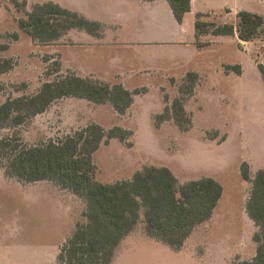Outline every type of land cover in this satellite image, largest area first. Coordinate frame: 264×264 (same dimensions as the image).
<instances>
[{"label":"rangeland","instance_id":"rangeland-1","mask_svg":"<svg viewBox=\"0 0 264 264\" xmlns=\"http://www.w3.org/2000/svg\"><path fill=\"white\" fill-rule=\"evenodd\" d=\"M0 0V59L10 68L0 72V104L10 97L32 95L43 83L70 72L121 82L133 91L125 112L110 101L96 103L65 96L44 112L29 117L0 137L14 133L28 146L62 140L90 123L129 131L102 141L93 153L94 177L102 182L131 179L146 165L167 166L179 184L215 177L223 194L212 216L197 225L180 248L150 235L141 211L136 227L116 247L111 264H239L254 260L258 226L247 212L252 179L264 169V26L250 41L233 35L202 37L193 32L179 40L152 21L153 14L129 18V9L116 0ZM59 2L101 23L100 35L73 28L59 39L43 43L20 25L37 3ZM161 2V3H159ZM154 3L163 11L167 0ZM235 8L227 4H236ZM264 15V0H193L187 30L198 12L216 23H235L241 6ZM146 7V6H145ZM118 14L123 21H112ZM165 17V15H164ZM176 25L165 21L167 30ZM191 33V34H190ZM190 35V36H189ZM191 37V38H190ZM62 64L56 72V61ZM196 73L195 78L191 74ZM194 77V76H193ZM193 84L190 93L188 87ZM181 97L191 124L180 127L166 108ZM166 114V115H165ZM161 119V120H160ZM249 165L251 179L242 174ZM85 200L54 180L25 181L7 173L0 159V264H59L62 245L77 224L86 221ZM47 245V254L39 251ZM51 258V257H50Z\"/></svg>","mask_w":264,"mask_h":264},{"label":"trees","instance_id":"trees-1","mask_svg":"<svg viewBox=\"0 0 264 264\" xmlns=\"http://www.w3.org/2000/svg\"><path fill=\"white\" fill-rule=\"evenodd\" d=\"M167 1L175 18L182 23L192 10V0ZM202 16L203 13L198 12L194 23L199 46L206 44L202 37L209 34H238L241 40L250 41L264 26V15L247 9L237 12L235 23H216ZM19 25L33 39L43 43L53 42L73 28L101 34L99 21L55 1L37 3L27 17L20 18ZM61 66L57 60V73ZM9 68V62L0 59V72ZM260 69L264 74L262 65ZM196 76V73L191 74V78ZM193 84L188 87L190 93ZM133 94L121 82L111 85L73 72L61 74L44 82L32 95L10 97L2 102L0 131L21 125L65 96L96 103L110 101L117 111L125 112L134 100ZM166 110L167 115H159V118L172 116L182 128L191 124L181 97ZM128 133L120 126L107 130L98 123H90L62 140L52 139L37 145L23 144L14 133L0 137V159L8 174L25 181L54 180L86 202V221L78 223L62 245L57 257L59 264H111L116 247L136 227L141 211L150 235L180 248L193 229L208 220L217 207L223 186L209 175L179 184L169 167L146 165L131 179L108 183L96 180L93 153L103 140L106 142L113 137L125 140ZM242 174L245 179H251L247 162L242 165ZM247 212L259 227L254 234L257 252L254 260H243L239 264H264V169H259L252 179Z\"/></svg>","mask_w":264,"mask_h":264},{"label":"crops","instance_id":"crops-1","mask_svg":"<svg viewBox=\"0 0 264 264\" xmlns=\"http://www.w3.org/2000/svg\"><path fill=\"white\" fill-rule=\"evenodd\" d=\"M116 1L119 2L120 4H122L123 6H126L129 9L128 15H129L130 19L140 18L143 15L144 11L150 12V14H153L152 21L154 22V25L158 28V30H160L161 32L167 31L168 35L171 36V37H157V38L150 39V40L162 41V42L167 41V40L168 41L169 40H179V39L182 40L183 38H185V34L188 31L189 32L194 31V37L193 38L190 37V38H191V42H194V41L196 42V31H195V24H194L196 17L194 18L193 25H192V22H190V25H189L190 30H187V15L194 11L193 6H192V10L185 15L184 21L182 23H180L175 18L168 1H167L168 4H165L166 7L163 11H160L154 7L155 2L158 3L159 1H162V0H116ZM159 3H161V2H159ZM192 5H193V0H192ZM236 5H238V3L227 4L226 6L233 9V8H235ZM241 8L257 12L255 9H252L246 5L241 6ZM258 13H260V12H258ZM164 15H165V17H164ZM120 17H123V14H118V16H116V18L111 19V20L113 22L114 21H120V25L122 26L123 21L121 20ZM108 19H110V18H105V17H102V19L97 18V20L102 21V22L105 20H108ZM165 21H168L173 26L174 25H176V26L174 27L173 30H167V28L165 27ZM222 36H226V35H222ZM233 36H236L239 39V41L241 40L238 37V34L233 35ZM181 40H179V41H181ZM47 247H48L47 245L39 244V249H40L39 251H42V253H45V255L47 254L49 262L52 263V261L54 262L55 257H54V254H53V257L48 255V248Z\"/></svg>","mask_w":264,"mask_h":264}]
</instances>
